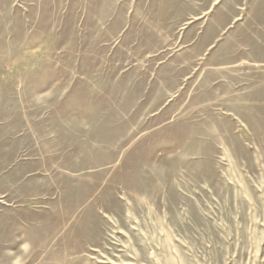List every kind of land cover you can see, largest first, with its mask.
Segmentation results:
<instances>
[{
  "label": "rangeland",
  "instance_id": "1",
  "mask_svg": "<svg viewBox=\"0 0 264 264\" xmlns=\"http://www.w3.org/2000/svg\"><path fill=\"white\" fill-rule=\"evenodd\" d=\"M0 264H264V0H0Z\"/></svg>",
  "mask_w": 264,
  "mask_h": 264
}]
</instances>
